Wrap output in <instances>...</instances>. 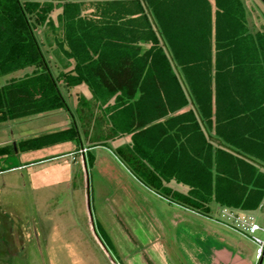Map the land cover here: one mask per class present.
<instances>
[{
	"label": "trees",
	"instance_id": "16d2710c",
	"mask_svg": "<svg viewBox=\"0 0 264 264\" xmlns=\"http://www.w3.org/2000/svg\"><path fill=\"white\" fill-rule=\"evenodd\" d=\"M248 16L243 0H0V79L32 69L0 84V123L67 109L61 89L86 86L148 188L205 218L213 203L261 210L264 31Z\"/></svg>",
	"mask_w": 264,
	"mask_h": 264
},
{
	"label": "rangeland",
	"instance_id": "374dc122",
	"mask_svg": "<svg viewBox=\"0 0 264 264\" xmlns=\"http://www.w3.org/2000/svg\"><path fill=\"white\" fill-rule=\"evenodd\" d=\"M47 1L58 5L70 0ZM243 1L250 27L264 31L262 2ZM58 13L60 10L54 12V20ZM39 37L47 59L51 57L55 64L60 60L63 68L68 69L69 63L63 57L56 51L51 53L55 48L54 35L44 34L43 29ZM47 51L52 54L50 57ZM31 72L30 68L16 72L1 78L0 84ZM61 91L67 109L0 123V264H138L133 257L139 256L146 242L145 231L133 225L137 227L132 235L139 246H126L125 252L133 253V257H128L118 249V236L109 241L99 227V222L103 223L102 216L114 215L112 208L116 205L112 200L124 199L123 195L130 194L142 196L149 203L148 215L157 218L156 226L162 228L173 264H193L192 256L181 251V243L189 250L201 249L198 239L194 242L183 238L195 237L197 232L205 231L203 228L216 233L208 242L222 247L223 242L217 238L221 235L233 244L234 248L227 251L235 252L242 264L257 263L254 244L216 223L221 220L222 209L218 205L213 203L212 220H208L143 184L118 154V149L132 145V136L112 134L107 112L101 109L86 86ZM80 99L83 102L79 104ZM161 132L155 128L150 135ZM89 154L94 156V166L89 164ZM98 184H107L109 188L99 199ZM125 186L131 187L133 193L127 189L125 193V188L123 192ZM170 187L182 193L188 191L175 182ZM105 196L109 198L107 202ZM116 211L121 210L116 208ZM250 214L264 229V208ZM176 216L183 222L173 227L171 222ZM259 237L264 239V234L259 233Z\"/></svg>",
	"mask_w": 264,
	"mask_h": 264
},
{
	"label": "flooded vegetation",
	"instance_id": "af4514ba",
	"mask_svg": "<svg viewBox=\"0 0 264 264\" xmlns=\"http://www.w3.org/2000/svg\"><path fill=\"white\" fill-rule=\"evenodd\" d=\"M130 195H132V194H130ZM134 195H136V194H133L132 197H130V196L125 197L124 195L122 196L124 199L126 198L127 200H129V201L131 200L132 202H133V197H134V202H133L134 204L133 205H135L134 210L136 209L137 215L132 216V219H133L132 223H129V221L124 219V217L119 213L120 211L119 212L116 211V208L120 209L119 206L124 204L125 201H127V200L126 199L125 200L124 199H114L113 200L114 205H116V208H112V211L114 213V216H112V217L116 218V219H120V221L124 222V224L123 225L121 224V225L125 226V228L127 230L123 236L119 234V237H121L123 248H125L128 245L135 246L136 248H138V246H139L138 241H136L134 238L135 235H132L135 232V230L133 228L134 224L139 227L138 230L145 231V234L147 233L146 229H150L152 227V225L149 221L150 218L148 215V210L146 209L148 202L147 201L145 202V200H143L142 198H139L138 196L135 197ZM119 197L122 198L121 196H119ZM129 198H132V199H129ZM137 209H138V211H137ZM138 218H139V221H137ZM142 218H143V220H142ZM115 221L120 223L119 220L118 221L115 220ZM175 223H177V222H175ZM115 225H117V223ZM127 225H129L128 228H127ZM173 227H175V225H173ZM131 229H133V232ZM151 235L152 236L148 235L150 237V240H147V237H145L143 235L146 242H145L144 246L143 245L141 246V248H140L141 252H138L139 256L136 257V260H142L143 264H173V262L169 256V252L167 251V248L165 246V243L163 240V238H164L163 234L161 233V234L155 235L154 233H152ZM217 238H219L221 240V242H223L222 243L223 246H225V247L227 246L230 249L234 248L233 244L230 243L229 241H227L226 239H224L222 237H217ZM183 239L185 240L186 238H183ZM181 245H182L181 251L185 254L189 253L192 256L191 262L193 264H203L202 259L200 258V255L195 250H192V249L189 250V248L187 246H185L183 242L181 243ZM155 247H156V249H155ZM148 249H150V251H147ZM155 253H158V255L154 256ZM131 254H133V253H131Z\"/></svg>",
	"mask_w": 264,
	"mask_h": 264
},
{
	"label": "crops",
	"instance_id": "0c3cea01",
	"mask_svg": "<svg viewBox=\"0 0 264 264\" xmlns=\"http://www.w3.org/2000/svg\"><path fill=\"white\" fill-rule=\"evenodd\" d=\"M123 189V192H124V188H125V193L127 192L126 191V189L129 191V193H133V189L131 188V187H127V186H125V187H122ZM97 193H98V195H99V197H98V199L99 198H101V196H102V193H108V191H109V188H108V186H107V184H98L97 185ZM134 192H135V190H134ZM135 197L137 196V195H134ZM130 197H132V195L130 196ZM139 197V196H138ZM137 197V198H138ZM142 197V196H141ZM141 197H139V198H141ZM142 198H144V197H142ZM126 199V198H125ZM129 199H132V198H129ZM145 199V198H144ZM143 199V200H144ZM109 200V198H107V196H105V202H107ZM127 200V199H126ZM113 201V200H112ZM131 201V200H130ZM129 200H127V201H125V203L124 204H122V205H120L119 206V208H120V212L119 213H123V217H124V219H126L127 221H129V223H132V216H129V215H133V216H136L137 215V213H136V209L134 210V206L135 205H133L134 203V197H133V202L131 201L130 202ZM102 201H100L99 203H101ZM145 202H146V200H145ZM103 204V203H102ZM147 204H149V203H147ZM149 208H151V207H149ZM137 211H138V209H137ZM101 214H103L102 212H100ZM99 213V214H100ZM152 213V211H151V209H150V214ZM110 215H111V213H109ZM102 216V215H101ZM114 216V215H113ZM149 221H150V223H151V225H152V227L150 228V229H146L147 230V233L145 234V237H147V240H150V237L148 236V235H150V236H152L151 234L152 233H154L155 235H157V234H161L162 233V228H160V227H157L156 226V224H158L157 222H158V220H157V218L155 219L154 217H153V215H149ZM204 218V217H203ZM100 220H102V222L103 223H101V222H99L100 223V225H99V227H100V229H101V231H102V233L104 234V236L106 237V239L107 240H109V241H112L113 239H114V237H117L118 236V242L120 243L119 244V246H120V248H118V249H120L121 251L120 252H122V255H126V256H128V257H133L132 255L133 254H131V253H127V252H125V250H124V248H123V244H122V241H121V237H119V234L120 235H124L125 234V232L127 231L126 230V228H125V226H122L123 224H124V222H122V221H120V219H116V218H113L112 216L110 217H104V216H102V219H100ZM115 220H119V222L120 223H118V222H116ZM142 220H143V218H142ZM176 220V221H175ZM137 221H139V218L137 219ZM175 222H177L176 224H179L180 222H183V221H181V220H178V217L176 216L175 218L173 217V219H172V224H174L175 225ZM117 223V225H115ZM122 224V225H121ZM116 227H115V226ZM132 231H133V229H131ZM134 230H135V227H134ZM145 230V229H144ZM203 230H205V231H202V232H197V234L195 235V237H193V236H190V237H186V239H192L194 242L198 239L199 241H200V244L201 245H204V246H206V245H209V246H211V247H214V248H218V247H220L218 244H216V245H218V246H215L214 244H212V243H210V242H208V238H211V236H215V232H209V231H206V229L205 228H203ZM140 231H142V230H140ZM188 235H190V234H188ZM218 235V234H217ZM216 235V236H217ZM217 237H222L221 235H218ZM156 238V237H155ZM222 238H224V239H226L225 237H222ZM197 240V241H198ZM227 241H229L228 239H226ZM189 241V240H188ZM230 242V241H229ZM231 243V242H230ZM197 244V243H196ZM195 245V244H194ZM193 245V246H194ZM212 245H214V246H212ZM222 247H223V245H222ZM193 248H195V247H193ZM226 248H228L227 246H226ZM155 249H156V247H155ZM228 249H230V248H228ZM230 250H232V249H230ZM195 251L200 255V258L202 259V263L203 264H220V261H218L217 262V259H216V257H213V259H212V261H209L205 256H204V254H203V252H202V250L201 249H198V248H196L195 249ZM124 253V254H123ZM155 255H158V253H155L154 254V256ZM134 258V259H133ZM132 259H133V261L134 260H136V257H133ZM132 259H130L129 261L131 262V260ZM137 262H138V264H143V261L142 260H137Z\"/></svg>",
	"mask_w": 264,
	"mask_h": 264
},
{
	"label": "built area",
	"instance_id": "2783aa9c",
	"mask_svg": "<svg viewBox=\"0 0 264 264\" xmlns=\"http://www.w3.org/2000/svg\"><path fill=\"white\" fill-rule=\"evenodd\" d=\"M206 219L212 220L211 218ZM216 223L226 227L235 234L241 235L254 244L256 247V264L262 262L264 259V239L259 237V233L264 234V229L257 223L253 215L224 209L221 210V220L216 221Z\"/></svg>",
	"mask_w": 264,
	"mask_h": 264
},
{
	"label": "water",
	"instance_id": "95a60500",
	"mask_svg": "<svg viewBox=\"0 0 264 264\" xmlns=\"http://www.w3.org/2000/svg\"><path fill=\"white\" fill-rule=\"evenodd\" d=\"M261 1L264 4V0H261ZM198 246H201V245H198ZM202 246L200 248L202 249L204 256L209 261H212L213 257H216L217 262L220 261V264H242L239 256L235 252L232 254L228 252L227 251L228 248H226L225 246L218 247V248H214L209 245H206V246L202 245Z\"/></svg>",
	"mask_w": 264,
	"mask_h": 264
}]
</instances>
